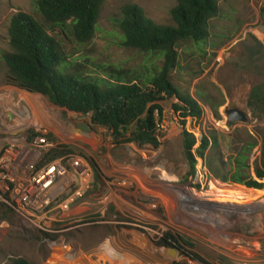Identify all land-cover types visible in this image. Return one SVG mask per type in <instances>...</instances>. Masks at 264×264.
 <instances>
[{"label": "rangeland", "instance_id": "obj_1", "mask_svg": "<svg viewBox=\"0 0 264 264\" xmlns=\"http://www.w3.org/2000/svg\"><path fill=\"white\" fill-rule=\"evenodd\" d=\"M35 1L0 0V160L10 153L9 172L21 178L26 171L52 161L54 150L66 147L69 153L53 160L77 155L100 170L98 182L94 180L90 192L72 209L90 215L104 208V214L88 216L91 226L48 235L0 202V264L19 258L33 264H61L68 255L78 264H264V189L223 183L209 174L201 159L192 175L184 129L173 111L177 99L161 102L162 117L156 113L160 145L154 147L130 143V136L116 142L108 129L94 126L90 117L58 108L41 95L6 83L4 56L12 52L11 19L24 12L43 21ZM218 1L220 14L210 22L205 53L197 44L180 43V67L173 72L172 82L204 109L200 121L188 119L186 124L197 147L204 134L215 136L216 152L227 161L246 144L257 143L250 164L262 168L264 44L254 30L264 33V0ZM126 4L140 6L158 25H175L176 0H107L89 44H79L60 30L49 31L65 56L59 73L80 70L107 79L100 69L103 66L145 77L159 72L162 58L121 46L123 34L117 20ZM255 87L262 90L253 109L249 98ZM218 105H223L220 119L213 110ZM233 107L245 111L249 122L229 123L225 111ZM85 122L93 132L79 128ZM31 132L38 136L30 142ZM38 137L47 139L45 150L35 145ZM0 195L9 200V193L0 191ZM177 248V255L172 256V249Z\"/></svg>", "mask_w": 264, "mask_h": 264}, {"label": "trees", "instance_id": "obj_2", "mask_svg": "<svg viewBox=\"0 0 264 264\" xmlns=\"http://www.w3.org/2000/svg\"><path fill=\"white\" fill-rule=\"evenodd\" d=\"M172 11L174 26L158 25L147 17L143 8L126 4L117 20L123 34L121 46L164 60L159 72L150 77L127 74L118 67L103 68L107 79L94 77L80 70L64 74L58 68L65 56L58 40L49 32L60 30L71 35L79 44L87 45L95 37L97 24L107 0H36L37 13L43 21L19 12L10 22L9 35L12 52L4 56L7 67L6 83L31 94H38L58 108L90 117L94 126L108 129L116 142L130 136V143L158 147L157 118L163 115L161 102L176 98L173 111L181 119L184 147L196 173L198 159L207 166L209 174L223 183L264 189L262 168L250 164L257 143H248L235 155L224 161L218 151L215 136L203 135L201 144L186 129L188 119L200 121L204 115L201 104L189 94H182L172 82L173 72L180 67V43L197 44L203 53L211 38L210 22L220 14L218 0H176ZM105 68V70H104ZM261 87H255L249 98V107L260 102ZM216 106L214 115L221 118ZM38 135L30 133V142ZM210 151V155L208 154ZM69 153L66 147L56 149L50 159ZM94 180L100 179V170L93 164ZM228 171L225 172V169ZM248 192V191H247ZM253 192V191H250ZM203 262V261H201ZM205 263V262H203ZM10 264H33L19 258Z\"/></svg>", "mask_w": 264, "mask_h": 264}, {"label": "built area", "instance_id": "obj_3", "mask_svg": "<svg viewBox=\"0 0 264 264\" xmlns=\"http://www.w3.org/2000/svg\"><path fill=\"white\" fill-rule=\"evenodd\" d=\"M254 31L264 44V33L258 29ZM35 145L45 150L48 141L45 137H38ZM7 155L0 160V168L3 170L0 174V191L3 194L9 193L10 197L8 200L0 195V202L12 206L32 226L48 235H57L91 226L89 222L92 218L88 219V216L104 214V208L90 215L79 214L72 209L75 202L85 197L94 184V169L88 159L70 155L28 170L23 177L17 178L9 172V164L6 162L10 159V153ZM65 227L68 229L63 230ZM50 244L58 252L59 249L54 248L52 242ZM67 261L79 263L73 255H68L67 260L61 264Z\"/></svg>", "mask_w": 264, "mask_h": 264}, {"label": "water", "instance_id": "obj_4", "mask_svg": "<svg viewBox=\"0 0 264 264\" xmlns=\"http://www.w3.org/2000/svg\"><path fill=\"white\" fill-rule=\"evenodd\" d=\"M173 99H176L175 97ZM225 114L228 118V122L229 123H248L249 122V115L239 109V108H228L225 111ZM79 128H81L85 133L89 134L91 132H93V127L91 126V124L89 123H82L81 125H79ZM172 256H176L177 255V251L175 249H172Z\"/></svg>", "mask_w": 264, "mask_h": 264}, {"label": "bare ground", "instance_id": "obj_5", "mask_svg": "<svg viewBox=\"0 0 264 264\" xmlns=\"http://www.w3.org/2000/svg\"><path fill=\"white\" fill-rule=\"evenodd\" d=\"M161 175V174H160ZM163 175V174H162ZM161 181H164V179H161ZM165 181H166V179H165ZM164 252V251H163ZM165 254H167V252L165 253Z\"/></svg>", "mask_w": 264, "mask_h": 264}, {"label": "flooded vegetation", "instance_id": "obj_6", "mask_svg": "<svg viewBox=\"0 0 264 264\" xmlns=\"http://www.w3.org/2000/svg\"><path fill=\"white\" fill-rule=\"evenodd\" d=\"M180 247V246H179ZM175 250H177V251H179V249L177 248V249H175Z\"/></svg>", "mask_w": 264, "mask_h": 264}]
</instances>
